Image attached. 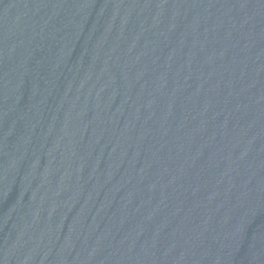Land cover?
Returning a JSON list of instances; mask_svg holds the SVG:
<instances>
[{
	"label": "water",
	"instance_id": "1",
	"mask_svg": "<svg viewBox=\"0 0 264 264\" xmlns=\"http://www.w3.org/2000/svg\"><path fill=\"white\" fill-rule=\"evenodd\" d=\"M264 197V0H0V264H227Z\"/></svg>",
	"mask_w": 264,
	"mask_h": 264
}]
</instances>
